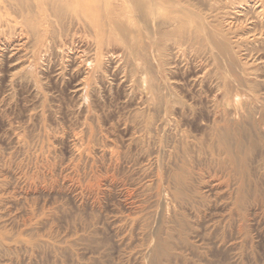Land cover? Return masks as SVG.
<instances>
[{"label":"bare ground","instance_id":"1","mask_svg":"<svg viewBox=\"0 0 264 264\" xmlns=\"http://www.w3.org/2000/svg\"><path fill=\"white\" fill-rule=\"evenodd\" d=\"M245 22L248 27L242 26ZM4 29L15 32L14 42L30 43L32 58L37 54L43 58H69L57 73L68 69L69 75H80L76 90H86L85 95L97 91V83L110 73L113 58L130 64V76L146 74L151 78L135 98L137 110L130 112L136 128L130 141L139 146L140 152L145 142L151 144L150 155L144 158L139 154L144 163L135 168L136 175L142 177L133 178L134 172L127 182L114 176L117 166L107 165L106 176L101 179L109 187H119L114 198L126 212L129 227L143 237L136 250L139 264H201L205 248L200 241L206 235L196 228L217 209L221 217L232 218L235 240L240 238L241 222L248 220L246 210L258 201L261 204L264 198L262 96L251 90L243 94L231 83L216 78L210 86L214 103L204 107L206 117L199 119L196 111L180 100L170 80L179 72L182 58H207L222 74L226 75L231 67L242 75L244 67L238 64L237 53L242 47L253 48L249 36L264 38V0H0V32ZM255 57L264 58V54L256 51ZM242 95L259 105L241 104L238 99ZM234 96L237 100L230 102ZM190 121L199 125V135L185 128ZM119 151L111 150L107 162L119 163ZM8 195L9 189L0 184V202L4 203ZM31 218L30 228L19 233L0 227V246L23 245L30 251L55 246V240L31 226ZM67 247H71L70 242H66Z\"/></svg>","mask_w":264,"mask_h":264},{"label":"rangeland","instance_id":"2","mask_svg":"<svg viewBox=\"0 0 264 264\" xmlns=\"http://www.w3.org/2000/svg\"><path fill=\"white\" fill-rule=\"evenodd\" d=\"M242 26L248 27L249 24L245 22ZM8 31L4 29L0 32V184L9 189L6 199L9 202H0V227L13 234L19 233L30 228L29 217H32L31 226L38 228V233L55 240L56 245L35 251L23 245L0 246V263L139 264L136 250L140 248L139 242L143 237L139 231L129 227L126 212L120 201L114 198L119 187H109L101 179L106 176L104 170L107 165L117 166L114 176L122 177L127 182L133 175L136 179L142 177L140 173L136 175L135 168L142 167L144 162L139 154L147 158L151 144L145 142L144 150L140 152L139 146L130 141L136 135L133 134L136 128L132 123V114L138 108L135 98L151 78L146 74L130 76V64L122 58H113L115 61L110 63L108 69L112 75L105 73L96 85L95 95L88 96L85 95L86 90L84 93L76 90L80 75L73 77L66 68L63 74L57 73L69 58H43L41 54L32 58L30 43L14 42L15 32ZM8 39L11 42L7 45ZM249 39L253 42V48L245 50L242 47L236 58L238 64L244 67L242 75L229 67V72H226L230 75L225 72L226 76L217 67L211 66L207 58H180L179 72L170 83L180 100L193 108L199 119L206 117L204 107L214 103L210 93L216 78L231 83L243 94L248 90L258 92L262 96L261 106L264 107V58L255 57L256 51L264 54V38L249 36ZM242 97L245 98L244 95ZM233 98L230 102L237 100V97ZM241 98L238 102L242 101L243 105H259L257 101H247L248 98L243 101ZM190 122L185 128L191 134L199 135V125ZM113 149H120L119 166L113 161L107 162V155ZM107 173L111 177V172ZM91 180L94 181L91 183ZM88 190H94L90 191L93 194ZM261 204L258 201L257 205L246 208L248 220L241 222L242 232L238 240H235L237 235L233 231L232 218L227 215L221 217L219 209L200 221L196 229L201 235H206L203 236L204 241H200L205 245L202 244L205 258H202L201 264H264V198ZM66 242H70L71 247L64 248ZM93 243L103 246L97 244L96 247Z\"/></svg>","mask_w":264,"mask_h":264}]
</instances>
